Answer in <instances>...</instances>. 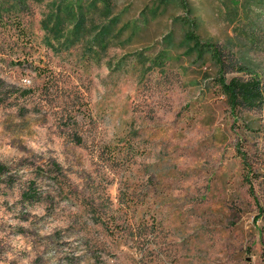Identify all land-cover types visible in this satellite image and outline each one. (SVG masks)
<instances>
[{
	"label": "rangeland",
	"instance_id": "1",
	"mask_svg": "<svg viewBox=\"0 0 264 264\" xmlns=\"http://www.w3.org/2000/svg\"><path fill=\"white\" fill-rule=\"evenodd\" d=\"M22 1L0 0V264H264V106L233 116L185 12L117 0L115 28L98 1ZM238 1L191 0L232 63Z\"/></svg>",
	"mask_w": 264,
	"mask_h": 264
},
{
	"label": "trees",
	"instance_id": "2",
	"mask_svg": "<svg viewBox=\"0 0 264 264\" xmlns=\"http://www.w3.org/2000/svg\"><path fill=\"white\" fill-rule=\"evenodd\" d=\"M10 1V0H9ZM19 4L25 6L22 0H16ZM41 2L42 0H38ZM99 2L103 7L102 16L105 19L109 20L110 25H114L115 28L121 23L122 13L119 11L117 0H92L91 5L93 7L97 6ZM155 9L157 12L162 10L168 11L171 6H177L179 9H182L185 12L186 17H175L172 19L175 23H180L185 27L184 30V40L193 44V47L196 50H199V54L202 58L206 53L211 54V62L218 67V76L217 81L221 87V93H223L228 101L229 108L231 109L233 116L236 118L242 110H254L261 109L264 106V84L262 73L257 71L247 55L250 51V45L252 40H254L257 34H262L264 38V0H244L246 12L241 13L240 15L237 12L231 13V23L233 24L235 20L238 21L240 29H235L240 34L247 35V38L244 41H239L242 48L239 53L236 54L235 62H228L224 60L223 50L220 46L213 45L211 43H204L201 45V38L198 35L196 28L199 26L200 18L196 15V10L193 6L191 0H155ZM225 5L229 9L231 7H236L239 4L238 0H224ZM90 5V6H91ZM10 12L6 6L1 2L0 3V25L9 24L5 22V17L7 19H12L13 17H18L19 15L15 13L11 14L12 6L9 5ZM118 12V14H117ZM17 20V18H16ZM188 28V29H187ZM125 26L119 31L115 30L112 34L120 36L123 33ZM111 36V34L109 35ZM171 39L173 36L172 33L168 35ZM253 36V37H252ZM106 39V36H102L100 41ZM233 45V43H232ZM232 71H237L248 75V78L236 77L229 80L226 75ZM7 84L0 78V91L6 87ZM5 103V98L0 97V105ZM244 162H246V156L244 157ZM59 168L58 165H55ZM9 171V168L6 165H0V175L6 174ZM251 186L250 177L244 179ZM32 186L27 190L26 195L29 201L35 202L39 201L38 193L35 188ZM251 191H254L253 186H251Z\"/></svg>",
	"mask_w": 264,
	"mask_h": 264
}]
</instances>
